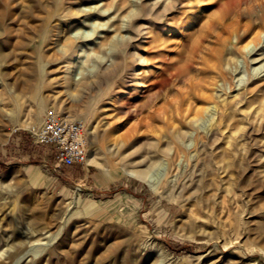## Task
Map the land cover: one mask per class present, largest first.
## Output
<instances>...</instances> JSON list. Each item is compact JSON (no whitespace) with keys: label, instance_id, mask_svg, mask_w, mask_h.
Instances as JSON below:
<instances>
[{"label":"rangeland","instance_id":"374dc122","mask_svg":"<svg viewBox=\"0 0 264 264\" xmlns=\"http://www.w3.org/2000/svg\"><path fill=\"white\" fill-rule=\"evenodd\" d=\"M75 1L67 13L62 0H0V46L9 53L11 73L5 82L0 78V141L14 130L32 140L28 128L41 126L54 104L66 115L80 106L88 114L75 120L87 124L89 151L93 134L103 151L117 138L137 142L136 158L170 145L176 150L171 175L179 184L173 201L108 154L109 171L90 161L59 167L53 147L34 149L23 137L20 146L0 145L12 149L0 155V264H264V67L253 71L262 63L252 64L245 50L260 47L264 21L256 23L253 6L240 0H179L155 20L145 48L140 41L120 47L113 60L109 46H88L75 72L89 75L104 58L109 70H91L96 83L76 90L62 72L70 56L57 55L42 65L59 68L50 76L55 83L41 87L40 79L47 78L40 56L56 53L42 48L44 38L59 32L62 42L93 44L113 31L110 23L117 24L111 13L89 20L79 11H94L101 0ZM232 46L227 69L219 56ZM136 48L145 57L142 65L135 61ZM135 69L146 87L133 80ZM40 89L46 105L35 115ZM75 93H82L79 104L71 101ZM129 109L138 110L129 116Z\"/></svg>","mask_w":264,"mask_h":264},{"label":"bare ground","instance_id":"6f19581e","mask_svg":"<svg viewBox=\"0 0 264 264\" xmlns=\"http://www.w3.org/2000/svg\"><path fill=\"white\" fill-rule=\"evenodd\" d=\"M64 1L65 0H62L61 10L64 11V12H67V13L71 12L75 8V6L73 4H77V1H75V0H66V2H64ZM178 1L179 0H101L99 2H103L102 3V7L97 6L94 9V11H93V9L88 10V9H82L81 8L79 11L81 13H84L85 15H87V17H89V20H94V19H96L97 16L100 17L103 14L111 13L112 17L110 19H115L113 21H117L116 23L118 24V27H117V24H114L113 22L110 23L111 24V28L112 27L114 28L113 31L107 30V32H104L103 35H101V37H100L103 40L101 42L100 41L99 42L96 41L93 44L92 43H88V42H83V43H79L77 45H74L73 44L74 42L73 43H71V42H62L59 32L56 35L53 34L55 37H53L52 39H51V37L48 40H47V38H44V40H43L44 43L42 45V48H46V46H49V47H51L50 49H53V50L55 49L56 53H54V54L53 53H48L46 55H44V54L42 55L41 54V56H40V62H41L40 63V69H41V72L43 73V75L47 78V79H44V78L40 79L41 83H42L41 87H44V84L48 83V81H52L53 80V79L50 80V76H51L52 71L56 72L54 69L59 70V68H53V67L52 68H46V67H43L42 65L44 64V66H46V65L50 64L51 61H57V59H59V58H57V55H61L62 56V57L60 56L61 58H67L66 55H68V56H70V58H68V59H71V60L69 61L68 65L63 68L62 72L66 75L67 81H71L72 85L75 87L76 90H77V88L82 87V86H83L82 89H84L85 83L88 84L89 80L92 81L91 78H94V77L98 76V75H95V73L93 74V72L91 74V70L92 71H95V69L98 70V68L100 66L102 68L108 69V66L106 67V64H103V62H101L104 58L102 60L98 58L99 61L100 60L101 61L100 62H96L92 69L90 68V70H89L90 74L89 75H87L89 73L88 71H87V74L83 75V76H81L82 75L81 73H80V75H79V73H78V75L76 74L75 68L78 67V64L84 58V56H85L84 53H85V51H86L88 46L95 45V46H99V48H101V46H105V45L107 47L109 46L108 49H109V51L112 52L111 56H113V52L118 50L120 47L132 46V44L134 42H136V41H140L141 44L145 48L146 46H148V44H150V41L152 39V34L154 32V28H156V26H157L155 20L163 18V17H166L167 13H168V10H170L173 7H176ZM240 2L242 4H244V5L247 4V3H250V5L253 6L252 8H254V9H252V10H254V12H255L254 15L256 14V16H257L256 23L259 24L260 21H264V0H240L239 3ZM228 4H230V3H228ZM238 8H237L236 11L235 10L234 11L240 13V11H238V10L241 9L240 8V4H239ZM245 10H247V9H245ZM240 16H242V15H240ZM137 20H139V21L135 25L134 22L137 21ZM110 21L111 20H109L108 23ZM107 24H103V26H106ZM103 26H102V28H103ZM248 26H250V25H248ZM56 29H58V28H56ZM239 29L237 28V30H239ZM243 31H244L243 33H247L249 31V29L246 28ZM237 32H236V35H234V39L233 40L236 43H239L241 41V36L239 34H237ZM241 33H242V31H241ZM259 34L261 35V33H259ZM259 34H258V36H259ZM97 35H98V32H97ZM85 36H87V35L85 34ZM90 36H93V34L90 35ZM77 38H79V37H77ZM81 38H84V37H81ZM262 38H263V41L262 42L260 41V43H261L260 47H251V45L245 47V50L247 52L246 54L249 57V61L252 64L257 65V64H261L262 63L260 66H257L256 68H254L253 71H257V72L264 67V37H262ZM77 40H79V39H77ZM233 48H234V46H232L228 52H226L224 54L220 53V56H219L221 61H222V63H223V67H225L227 69L231 68V65H232L233 60H234ZM89 49H91V48H89ZM72 51H74L72 53L73 55L69 54ZM92 53H90V54H92ZM8 54L9 53L8 52L6 53V51L4 49H2L1 46H0V78H1L2 81L4 80V78L6 76L11 75V73L9 71V68H8L9 67L8 64L10 65V63H8L9 62V60H8L9 59V55ZM87 54H89V53H87ZM93 54H95V53H93ZM133 55L136 58L135 61L139 65L144 64L143 62L145 61V57H143V55H140L138 48H136V51H135V53ZM86 57H87V55H86ZM114 57H115V53H114V56L112 58L113 60L115 59ZM89 59H90V57H89ZM113 60H110V61L113 62ZM115 60H117V59H115ZM112 62H110V63H112ZM116 62H114L115 65H116ZM86 67L88 68V66H86ZM113 68H114V66H112V69ZM65 75H63V76H65ZM140 75H141V73L138 72L137 69H135L134 70V79L133 80H135L136 84L139 87L144 88V87H146V83L141 81ZM79 76H81V77H79ZM58 77H60V76H58ZM37 79L38 78H36V80ZM96 79H98V78H96ZM5 80H4V82H5ZM93 81L91 83H93ZM53 83H55V82H53ZM94 83H96V82L94 81ZM26 86H28V85H26ZM70 88L72 89V86H70ZM13 89L14 88L11 86V91L12 92H13ZM17 93H18V95H17ZM17 93H16V95L18 97H22V94H20L19 92H17ZM38 93L40 95V99H39L40 101L37 103L36 109L34 111L35 115L36 114H41L44 111L45 105H46L44 97L41 94V89H40V91ZM75 94L70 95L71 101L72 102H77L79 104L82 101V98L80 96L82 93H80V95H77V94L75 95ZM217 94H218V92H217ZM47 97L51 98V97H54V95H48ZM54 100H57V97H54ZM66 102H68V101H66ZM119 103H121V102H119ZM0 105H2V104H0ZM85 105H82V106H85ZM125 105H127V104H125ZM61 108H62L61 105L57 106V105L54 104V105L51 106V109L56 110L58 113L61 112V110H62ZM68 109H70V108H68ZM135 109H129L126 112L124 111V113L128 114L129 116L133 115L134 111L137 112V110H138V109L137 110H135ZM191 109L192 108H188L186 110V112H185L186 115L188 114V112H191ZM66 111H68V110H66ZM213 112H215V111H213ZM84 113L88 114V113H86L85 110L81 109V107L79 106V108L76 109V110L68 111L67 114H69V115H66V114L65 115L68 118H70L71 120H75L78 115H83ZM5 114H7V112H5ZM218 114L220 115V113H218ZM105 116L108 117V115H105ZM187 116H186V118H187ZM117 118L120 119L119 117H117ZM186 118L184 117V120ZM216 118L219 119V117H217V116H216ZM111 124H112V120H111V117H110L105 122V126H107V125L109 126L110 125V127H111ZM211 124H212V122H211ZM218 124L215 123V125H217V127L220 126V125L218 126ZM128 131H129V129H128ZM131 131H132V129H131ZM131 131H129V132H131ZM215 132H218V131H215ZM127 133L128 132L126 131L125 137L129 135ZM209 134H211V133H209ZM190 136H193V133H191ZM125 137H123V138H125ZM96 138L97 137L95 136V134H93L91 136V139H90V141H91V143H90L91 151H89V155H88L90 163H93L97 167L109 171V170H111L110 166H108L107 159L105 160L106 155L108 154L110 159H115L116 161H120L119 162L120 165L122 166L124 171H126L129 175H131L133 177H136V178L147 180L149 183H151V186L153 187L154 190H156V192L158 194H160L161 196L167 197L169 200H173L174 199L173 191L178 186L179 183H178V178L176 177V175H171V172H172L171 171V168H172L171 167L172 166L171 159H173V157L175 158L174 155L176 153V150L172 146H170V145L159 146L158 150L155 152L154 155H149L147 153V155H143L140 158H136L135 155L137 154V152H139V147H138V143L137 142H132L131 145L130 144L127 145V143H125V141H124L125 139L124 140H120V139L117 138L118 140L116 139L114 141V143L107 148L106 151H103L100 148H98L97 146H95ZM215 141H216V138H215ZM154 143H155V141H154ZM149 144H150V142H149ZM150 145L154 146V144H152V143ZM202 146H204V145H202ZM194 155L195 154H193L192 156L194 157ZM177 165H178V163H177ZM183 171L184 170H182V172ZM8 177H10V175L7 176V178ZM184 179H186V178H184ZM187 180L188 179H186L185 181H187ZM201 184H203V182ZM201 184H199V185H201ZM195 191H196V189H195ZM192 193H195V192L193 191ZM190 195H192V194H190ZM208 201H209V199H208ZM72 203H76V201L74 200V201H72ZM161 250H162V256L163 255H167L165 250H163V249H161Z\"/></svg>","mask_w":264,"mask_h":264},{"label":"built area","instance_id":"2783aa9c","mask_svg":"<svg viewBox=\"0 0 264 264\" xmlns=\"http://www.w3.org/2000/svg\"><path fill=\"white\" fill-rule=\"evenodd\" d=\"M28 132L34 143L55 147L59 167L89 165V133L84 121L48 109L42 125L31 126Z\"/></svg>","mask_w":264,"mask_h":264},{"label":"crops","instance_id":"0c3cea01","mask_svg":"<svg viewBox=\"0 0 264 264\" xmlns=\"http://www.w3.org/2000/svg\"><path fill=\"white\" fill-rule=\"evenodd\" d=\"M18 133V131L17 130H14L11 134H10V136H9V139H8V141L7 142H1L0 141V145L1 146H11V142H12V144L13 143H17L16 144V146H20V144H19V142H23L22 140L23 139H21L20 137H23V138H26V140L29 142V143H31V145H32V147L34 148V149H36V148H44V147H53V146H46V145H40V144H36V143H34L32 140H30V138H29V136L26 134V133H20L19 135H14V134H17ZM21 139V140H20ZM24 144V143H23ZM53 150H55V160L57 161V151H56V149H55V147H53L52 148ZM11 147L10 148H8V149H0V155H2V156H4V157H6L7 155H9V154H12V152H11ZM33 155H34V153H33ZM34 157H36V156H34ZM1 166V165H0ZM69 167V166H68ZM71 167V166H70ZM80 167V166H79ZM32 172H34V170L32 171Z\"/></svg>","mask_w":264,"mask_h":264}]
</instances>
